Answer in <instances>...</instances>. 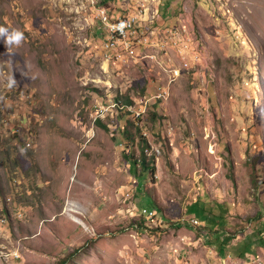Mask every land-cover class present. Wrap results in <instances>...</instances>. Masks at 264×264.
I'll use <instances>...</instances> for the list:
<instances>
[{"label": "rangeland", "instance_id": "rangeland-1", "mask_svg": "<svg viewBox=\"0 0 264 264\" xmlns=\"http://www.w3.org/2000/svg\"><path fill=\"white\" fill-rule=\"evenodd\" d=\"M100 8L187 21L203 72L155 102L168 75L107 52ZM0 25L25 37L0 38V264H264V0H0Z\"/></svg>", "mask_w": 264, "mask_h": 264}, {"label": "built area", "instance_id": "built-area-1", "mask_svg": "<svg viewBox=\"0 0 264 264\" xmlns=\"http://www.w3.org/2000/svg\"><path fill=\"white\" fill-rule=\"evenodd\" d=\"M98 19L106 27L104 48L107 52L117 58H136L139 63L155 62L157 67L168 75L163 85L150 84L155 85L156 93L152 95L155 102H162L161 99L167 100L171 97L172 85L180 80L184 73L201 74L205 68L207 50L203 38H198L185 20L181 21L178 29L159 32L142 30L139 15L114 17L103 8ZM136 116H142V112H137ZM191 220L199 223L194 217Z\"/></svg>", "mask_w": 264, "mask_h": 264}, {"label": "clouds", "instance_id": "clouds-1", "mask_svg": "<svg viewBox=\"0 0 264 264\" xmlns=\"http://www.w3.org/2000/svg\"><path fill=\"white\" fill-rule=\"evenodd\" d=\"M0 38L3 39L5 46L10 47L11 45H19L22 40H24V33L19 29L12 28L4 25H0ZM16 84V80L14 78H10L8 80V87L12 88Z\"/></svg>", "mask_w": 264, "mask_h": 264}, {"label": "trees", "instance_id": "trees-1", "mask_svg": "<svg viewBox=\"0 0 264 264\" xmlns=\"http://www.w3.org/2000/svg\"><path fill=\"white\" fill-rule=\"evenodd\" d=\"M147 151V145L146 146H144L143 147V149H142V153H144V151ZM140 162H142L143 163V167H144V169H146V170H152V169H154V168H152L150 165H149V162H148V160H147V158L144 156V157H142V158H140V160H138L137 158L135 159L134 158V160H133V163L134 164H138V163H140ZM214 222H212V224H213ZM214 230V229H213ZM219 238H220V236H217V240H219ZM227 240H228V238H226ZM227 240H224V241H222V242H220V245L221 244H225L226 242H227ZM220 247V246H219ZM222 254H224V252L222 253Z\"/></svg>", "mask_w": 264, "mask_h": 264}, {"label": "crops", "instance_id": "crops-1", "mask_svg": "<svg viewBox=\"0 0 264 264\" xmlns=\"http://www.w3.org/2000/svg\"><path fill=\"white\" fill-rule=\"evenodd\" d=\"M191 75H194V74H192V73H190V72H188V73H184V75L182 76V78L180 79V80H182L181 82L182 83H184L187 79L186 78H191ZM179 80V81H180Z\"/></svg>", "mask_w": 264, "mask_h": 264}, {"label": "bare ground", "instance_id": "bare-ground-1", "mask_svg": "<svg viewBox=\"0 0 264 264\" xmlns=\"http://www.w3.org/2000/svg\"><path fill=\"white\" fill-rule=\"evenodd\" d=\"M136 114V113H135ZM78 220V219H77ZM82 225H83V223H82ZM85 226V225H84Z\"/></svg>", "mask_w": 264, "mask_h": 264}]
</instances>
